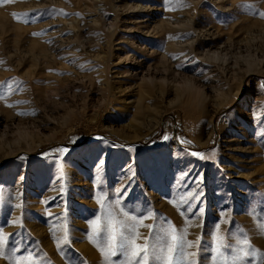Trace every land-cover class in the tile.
<instances>
[{"label": "rangeland", "instance_id": "1", "mask_svg": "<svg viewBox=\"0 0 264 264\" xmlns=\"http://www.w3.org/2000/svg\"><path fill=\"white\" fill-rule=\"evenodd\" d=\"M261 14L264 0L0 6V231L12 238L0 264H13L21 253L9 249L21 239L32 257L25 264H120L123 257L106 260L88 239V221L102 192L114 203L129 183L121 207L138 216L150 210L156 218L146 224L171 223L178 233L192 221L187 206H178L181 195L200 193L203 228L191 226L186 236H203L208 251L199 264H264ZM77 137L98 146L103 168L79 148L61 158L58 149H73ZM181 172L190 173L187 188L179 187ZM197 174L199 187L191 179ZM222 219L220 233L231 247L218 255L212 233ZM244 247L250 256L234 260ZM149 264L158 262L150 257Z\"/></svg>", "mask_w": 264, "mask_h": 264}, {"label": "snow or ice", "instance_id": "2", "mask_svg": "<svg viewBox=\"0 0 264 264\" xmlns=\"http://www.w3.org/2000/svg\"><path fill=\"white\" fill-rule=\"evenodd\" d=\"M15 0H0V6L9 5L14 3ZM168 0H165L167 3ZM16 14H14L15 17ZM27 15V14H25ZM38 15V14H37ZM264 17V14H261ZM28 23V20H24ZM92 139H100L95 137ZM168 136H164L163 140L167 141ZM74 148L69 149L67 147H61L58 149V153L63 155L67 154L69 151H74L79 148L83 151L85 156L95 155L96 157V167L103 168L105 164V159L102 154L98 151V146L93 145L91 140L85 139L84 137H77L73 140ZM115 147V145H112ZM131 148V146H129ZM134 150V149H132ZM191 156L197 157L201 160L207 159L206 154L191 152ZM127 171L132 173L131 179L135 178V172L132 170V165L127 166ZM190 176L189 172H181L177 175L176 179L180 182L179 187L187 188V180ZM125 178H128L125 176ZM192 182L198 187L203 182V174H197L196 177H192ZM23 180V177H21ZM129 185H125L118 193H116L117 199L113 203L109 200L108 192H102L97 199L99 205V212L88 221V227L90 232L87 234L88 239L92 241L100 250L104 253L106 260L110 258L123 257L120 264H149L150 257L158 262V264H199L197 257L201 252H206L208 249H201V241L203 236H198L194 241L186 239L188 235V228L191 226H198L203 228V216L205 209L200 207L197 209V204L201 202L199 192H188L187 194H182L180 199V205H186L183 208L189 216L192 217V221L186 222L185 228L178 233V230L173 227L171 223L166 226L153 223H145L146 220L155 219V213L152 211H147L143 215L130 214L123 207H121V200L126 199L125 194L128 193ZM63 191V189H62ZM130 195V193H128ZM195 200L196 203H190V201ZM3 201V196L0 195V202ZM16 208H21V204L15 205ZM140 213L141 210L137 208L135 210ZM200 220L198 225L193 222ZM17 221H13L12 224L15 225ZM223 223L217 221L214 225L215 232L212 233L213 241V251L218 255H223L222 250L225 248H230L231 245L227 243L225 235L220 233V227ZM2 227V226H0ZM146 228L148 230V235L145 236L140 229ZM10 239L9 235L4 234L0 231V258H4L6 255V247L9 245ZM63 243L69 244L68 229L65 228L63 235ZM13 247L9 249L12 254L21 253L20 255H15L13 264H25L26 261L31 260V251L28 248H21L20 244L23 243V239L17 241L12 240ZM248 241L244 240L243 244L248 245ZM186 249H196L194 252H186ZM238 253L233 257L236 261H243L246 257L250 256L247 247L240 248L236 250ZM28 252L25 256L22 253ZM190 257V259H189ZM215 264V260L212 261Z\"/></svg>", "mask_w": 264, "mask_h": 264}, {"label": "bare ground", "instance_id": "3", "mask_svg": "<svg viewBox=\"0 0 264 264\" xmlns=\"http://www.w3.org/2000/svg\"><path fill=\"white\" fill-rule=\"evenodd\" d=\"M192 1V0H191ZM194 1V0H193ZM113 10V9H112ZM199 12V11H198ZM191 16V15H190ZM173 36V35H172ZM213 36V35H212ZM250 42V41H249ZM38 46V45H37ZM39 47V46H38ZM119 48V47H118ZM39 49V48H38ZM44 49V48H43ZM40 50V49H39ZM45 50V49H44ZM38 52V51H37ZM36 52V53H37ZM34 53V52H33ZM40 53V52H39ZM42 53V52H41ZM38 54V53H37ZM46 53H44V55H45ZM189 54V53H188ZM39 55V54H38ZM210 57H212V56H210ZM209 57V58H210ZM40 58V57H39ZM41 58L43 59V57H42V55H41ZM213 58V57H212ZM249 59V58H248ZM241 60V59H240ZM240 60H239V62H240ZM161 61V60H160ZM246 61V59L244 60V62ZM255 62V59H254V57H252V59H250V61H247V62H245L244 63V65H245V67H249L252 63H254ZM261 63V60H259L258 61V64H260ZM44 64V63H43ZM258 64H257V66H258ZM45 67H47V66H45ZM220 90H218V92H219ZM219 96H225L222 92H220L219 93ZM224 99H225V97H223ZM223 99V100H224ZM223 100L221 99L220 101L218 100H216V102H218V104L216 105V107H218V106H220L221 104H223L224 102H223ZM136 105V104H135ZM215 110V109H214ZM144 112V111H143ZM158 112H160V111H158ZM146 113V112H145ZM144 114V113H143ZM147 114V113H146ZM148 115V114H147ZM157 116H158V114H157ZM154 118H155V116H154ZM139 119V118H138ZM157 123V122H156ZM239 129V128H238ZM244 134V133H243ZM201 141V140H200ZM203 142V141H202ZM202 145V144H201Z\"/></svg>", "mask_w": 264, "mask_h": 264}, {"label": "trees", "instance_id": "4", "mask_svg": "<svg viewBox=\"0 0 264 264\" xmlns=\"http://www.w3.org/2000/svg\"><path fill=\"white\" fill-rule=\"evenodd\" d=\"M151 140H152V137H149L148 139H146L147 143H150Z\"/></svg>", "mask_w": 264, "mask_h": 264}]
</instances>
